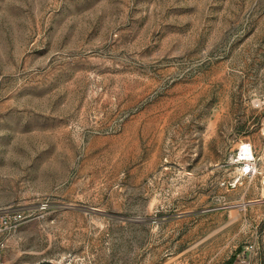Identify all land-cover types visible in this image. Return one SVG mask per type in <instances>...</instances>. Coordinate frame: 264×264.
<instances>
[{"label": "rangeland", "instance_id": "1", "mask_svg": "<svg viewBox=\"0 0 264 264\" xmlns=\"http://www.w3.org/2000/svg\"><path fill=\"white\" fill-rule=\"evenodd\" d=\"M244 143L264 0H0L1 263L264 264Z\"/></svg>", "mask_w": 264, "mask_h": 264}, {"label": "built area", "instance_id": "2", "mask_svg": "<svg viewBox=\"0 0 264 264\" xmlns=\"http://www.w3.org/2000/svg\"><path fill=\"white\" fill-rule=\"evenodd\" d=\"M252 151V157L251 158H242L244 159V163L242 166V170L245 172V174H252L256 171L261 174V189L264 194V144L262 147V151L260 154L257 155V158L254 156L256 154V151L254 150L253 146L250 143H247ZM259 166L262 167V170L259 171ZM0 264H4L1 263Z\"/></svg>", "mask_w": 264, "mask_h": 264}, {"label": "bare ground", "instance_id": "3", "mask_svg": "<svg viewBox=\"0 0 264 264\" xmlns=\"http://www.w3.org/2000/svg\"><path fill=\"white\" fill-rule=\"evenodd\" d=\"M240 159L242 158H251L252 157V151L250 146L246 143L240 146V152H239Z\"/></svg>", "mask_w": 264, "mask_h": 264}, {"label": "crops", "instance_id": "4", "mask_svg": "<svg viewBox=\"0 0 264 264\" xmlns=\"http://www.w3.org/2000/svg\"><path fill=\"white\" fill-rule=\"evenodd\" d=\"M257 201V200H256ZM264 202V201H263Z\"/></svg>", "mask_w": 264, "mask_h": 264}]
</instances>
